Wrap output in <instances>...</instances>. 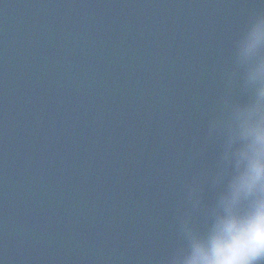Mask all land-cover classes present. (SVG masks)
<instances>
[{
    "label": "water",
    "instance_id": "95a60500",
    "mask_svg": "<svg viewBox=\"0 0 264 264\" xmlns=\"http://www.w3.org/2000/svg\"><path fill=\"white\" fill-rule=\"evenodd\" d=\"M264 0H0V264H171L231 174L236 45Z\"/></svg>",
    "mask_w": 264,
    "mask_h": 264
},
{
    "label": "clouds",
    "instance_id": "9594fccd",
    "mask_svg": "<svg viewBox=\"0 0 264 264\" xmlns=\"http://www.w3.org/2000/svg\"><path fill=\"white\" fill-rule=\"evenodd\" d=\"M244 69L245 103H228L223 156L231 174L218 193L206 231L186 227V249L171 264H264V15L236 45Z\"/></svg>",
    "mask_w": 264,
    "mask_h": 264
}]
</instances>
